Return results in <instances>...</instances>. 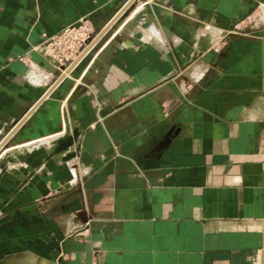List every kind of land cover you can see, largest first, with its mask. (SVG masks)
<instances>
[{
    "label": "crops",
    "instance_id": "crops-1",
    "mask_svg": "<svg viewBox=\"0 0 264 264\" xmlns=\"http://www.w3.org/2000/svg\"><path fill=\"white\" fill-rule=\"evenodd\" d=\"M127 1L0 0V264H264V0L171 1L57 84L42 34Z\"/></svg>",
    "mask_w": 264,
    "mask_h": 264
},
{
    "label": "built area",
    "instance_id": "built-area-1",
    "mask_svg": "<svg viewBox=\"0 0 264 264\" xmlns=\"http://www.w3.org/2000/svg\"><path fill=\"white\" fill-rule=\"evenodd\" d=\"M103 30H95L91 19L83 16L56 33L42 34V40L37 48L57 70L55 77L57 84L72 75L73 71L91 54L103 37L105 33Z\"/></svg>",
    "mask_w": 264,
    "mask_h": 264
},
{
    "label": "water",
    "instance_id": "water-1",
    "mask_svg": "<svg viewBox=\"0 0 264 264\" xmlns=\"http://www.w3.org/2000/svg\"><path fill=\"white\" fill-rule=\"evenodd\" d=\"M136 1L137 0H128L121 11L115 16L110 24H108L103 32H106L111 27H114L116 23H122L127 16L129 17L130 9L131 7L135 6ZM171 1L174 3L176 0H151L150 2L148 0H142L143 5L138 8L139 10L135 9L137 13L134 16L132 23L139 24L141 22L142 25H147V19H150L151 17L160 19L164 7L170 6V3H172ZM133 36L139 39L142 37V34L141 32L137 31L133 34ZM86 90L87 88L84 85H78L74 94L70 98V102L73 100L75 95L84 93ZM79 135L80 130L77 126H74L72 129H70L69 125L66 124L63 134L51 141L52 149L50 152L52 154H61L62 160L64 161L72 159L75 156L72 147L77 143ZM0 166H3V162L0 163Z\"/></svg>",
    "mask_w": 264,
    "mask_h": 264
},
{
    "label": "rangeland",
    "instance_id": "rangeland-1",
    "mask_svg": "<svg viewBox=\"0 0 264 264\" xmlns=\"http://www.w3.org/2000/svg\"><path fill=\"white\" fill-rule=\"evenodd\" d=\"M139 3H142V0H137L135 2V6L131 7L130 12H129V14H130L129 17L127 16L122 23H116L114 25V27H111L110 29H108L104 33L103 37L97 43L96 47L91 52V54L89 56H87L83 60V62L75 70H77L78 68H80L83 65L90 64L92 58L95 57L99 52H101L102 49L106 45H109L111 42H113L114 39L116 38V36H118L119 34H129L135 28H137V30L135 32H137V31H139V32L146 31L147 32L149 30H155V31H161L162 30L161 26L159 25V21L160 20L157 19V18H155V17H151L150 19H147V21H148V24L147 25H142L141 22L139 24L132 23V20H133L135 14L137 13V11H135V9L139 10L137 8L138 5H139ZM254 13H255V17H252L251 21H248V22H251L252 24L255 22V18L258 15L257 13L260 14V10L257 9ZM0 156H1V154H0ZM5 159H7V158H4V156H1L0 157V163H2L3 161H5Z\"/></svg>",
    "mask_w": 264,
    "mask_h": 264
}]
</instances>
